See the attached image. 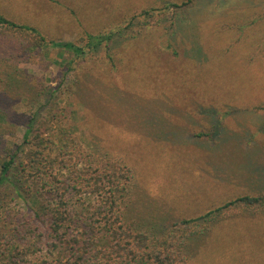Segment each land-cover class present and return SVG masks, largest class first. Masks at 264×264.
<instances>
[{
	"label": "rangeland",
	"instance_id": "rangeland-1",
	"mask_svg": "<svg viewBox=\"0 0 264 264\" xmlns=\"http://www.w3.org/2000/svg\"><path fill=\"white\" fill-rule=\"evenodd\" d=\"M185 2L0 0L8 19L86 52L77 59L24 46L16 65L33 85L49 86L47 99L32 103L21 94L13 110L40 115L53 156L65 132L85 153L126 164L132 182L122 208L129 225L146 230L145 223H157L160 236L225 207L193 224L201 232L187 247L188 264H264V200L242 201L264 198V0L172 6ZM103 34L113 40L88 45L89 36ZM24 121L3 128L11 145L23 144ZM165 132L172 142L159 141ZM203 132L221 144L198 141ZM2 200L0 218L30 211L28 200Z\"/></svg>",
	"mask_w": 264,
	"mask_h": 264
},
{
	"label": "trees",
	"instance_id": "trees-1",
	"mask_svg": "<svg viewBox=\"0 0 264 264\" xmlns=\"http://www.w3.org/2000/svg\"><path fill=\"white\" fill-rule=\"evenodd\" d=\"M193 2L172 6L177 9ZM134 20L136 17L127 27ZM0 26L4 31L0 35V203L10 194L13 200H28L31 205L26 213L7 211L0 218V228L13 225L7 233L0 231V264H188L187 247L201 232L193 224L225 207L198 219L183 220L160 236L154 231L157 223H145L146 230L127 224L122 208L132 182L127 165L85 153L76 146L72 134L65 132L59 153L53 156L52 136H45L47 130L38 127L40 115L20 116L13 110L21 94L32 103L47 99L49 86L33 85L16 65L26 56L24 46L31 52L44 45L77 59L86 55L85 49L76 43L47 40L40 28L13 22L1 12ZM112 40L109 34L89 36L88 45L94 49ZM45 120L49 123L47 116ZM16 121H24L27 128L19 146L11 145L3 130ZM160 135L161 143L172 142L173 134ZM214 135L203 132L196 137L205 144H221ZM26 145H33L27 154ZM88 195L94 203L85 200ZM263 200L242 199L248 205Z\"/></svg>",
	"mask_w": 264,
	"mask_h": 264
}]
</instances>
